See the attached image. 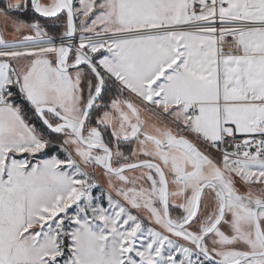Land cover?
Wrapping results in <instances>:
<instances>
[{"label":"snow or ice","instance_id":"obj_1","mask_svg":"<svg viewBox=\"0 0 264 264\" xmlns=\"http://www.w3.org/2000/svg\"><path fill=\"white\" fill-rule=\"evenodd\" d=\"M0 17V264H264V0Z\"/></svg>","mask_w":264,"mask_h":264},{"label":"crops","instance_id":"obj_2","mask_svg":"<svg viewBox=\"0 0 264 264\" xmlns=\"http://www.w3.org/2000/svg\"><path fill=\"white\" fill-rule=\"evenodd\" d=\"M5 20L2 17H0V29H3L5 27ZM4 24V25H3ZM10 26V21L8 22V27ZM6 37L10 38V34L8 32L5 33Z\"/></svg>","mask_w":264,"mask_h":264},{"label":"rangeland","instance_id":"obj_3","mask_svg":"<svg viewBox=\"0 0 264 264\" xmlns=\"http://www.w3.org/2000/svg\"><path fill=\"white\" fill-rule=\"evenodd\" d=\"M2 20H3V17H2ZM4 25V24H3ZM10 27V26H9ZM97 179L98 181L100 182L101 185H104V177L102 174H97ZM106 187V185H104Z\"/></svg>","mask_w":264,"mask_h":264}]
</instances>
